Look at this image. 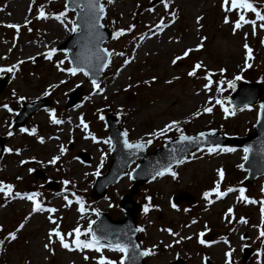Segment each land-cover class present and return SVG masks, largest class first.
I'll list each match as a JSON object with an SVG mask.
<instances>
[{
	"label": "rangeland",
	"instance_id": "obj_1",
	"mask_svg": "<svg viewBox=\"0 0 264 264\" xmlns=\"http://www.w3.org/2000/svg\"><path fill=\"white\" fill-rule=\"evenodd\" d=\"M154 1L114 0L111 4L108 0L103 1V23L112 32L130 24L134 28L104 45L110 53L116 54L110 55L98 82L104 91L93 92L91 83L85 80L82 73L71 76L57 70L55 62L64 60L65 52H55L52 61L44 59L50 48H57L71 34L50 15L54 13L52 11L58 13L64 10L63 0H0V68H10L17 61L22 62L16 64L12 71H0V78L11 74L0 93V105L7 104L11 109L0 107V137L4 139V147L13 149L12 153H2L0 181L12 184L15 192L38 193L36 199L45 208L57 210L52 215L62 233L70 232L77 224L82 229L86 228L88 220L95 222L100 213L109 214L115 220L121 219L120 198L128 193L133 184L127 173L135 168V162L126 175L107 188L103 198L93 197L91 188L97 177L104 174L112 149L104 142L107 137L100 120L104 115L102 108L107 106L108 113L121 117L120 127L127 132L129 142L147 141L151 138L149 133L173 120L187 136L219 131L225 136L238 138L251 133L256 123L258 106L232 109L229 99L234 88H228L224 83L220 85L223 91L217 92L215 81L221 79L220 68L226 69L224 80L240 75L241 79L236 83L264 77V44H261L264 30L259 27L261 22L256 21L255 35L252 34L251 24H243L233 34L231 22L237 18V12L223 11L221 0H170L169 11L160 1ZM254 1L261 9L264 0ZM41 6L48 14L46 19L36 18L37 9ZM150 8L152 11H149ZM171 10H175V19L169 24ZM261 12L264 13V7ZM225 15L229 17V23H224ZM244 15L248 20H255L250 12ZM198 16L201 17L199 23L196 20ZM66 17L73 20V13L67 11ZM25 21L28 23L25 24ZM12 24L19 25V29L7 26ZM158 24L159 28L156 27ZM201 37L206 38L203 47L196 50ZM244 43L253 50L252 55L259 58L258 61L251 57V66L246 69ZM187 48L193 51L172 64L171 60ZM124 59L130 60L126 66H122ZM197 62H201L203 67L195 76L189 77L188 71ZM68 66L66 60L60 65L62 68ZM206 71L212 73L213 80L207 91L203 88L207 82L204 78ZM152 77L156 79L153 81ZM145 80L149 83L145 84ZM77 88L82 91L80 99L73 108L65 109L69 94ZM46 91L48 95H44ZM42 97L48 99L49 107L39 109L27 119L23 128H28V131L13 129L19 104L34 102ZM216 99L223 100L225 107H229L234 114L225 117ZM208 106L212 107V112L204 113L202 109ZM197 110H201V115L194 116ZM52 116L61 123H52ZM9 131L11 136L7 135ZM181 132L172 128L164 136L153 139L146 149L154 151L168 139L180 136ZM38 138H42L43 142ZM16 149H19V154ZM233 149L232 152L217 150L211 154L207 149L199 150L172 168L177 173L175 179L166 173L139 187L133 199L142 206L146 203L151 205L148 213L145 214L142 209L137 216V227L144 229L138 232V241L142 249L154 252L146 256L145 264H170L177 259L183 260V264H204L206 259L212 264H264V237L259 235L264 230L260 213V202L264 201L262 177L259 176L253 185L244 189V196L256 203L238 200L239 185L246 175L240 170L245 154L241 149ZM80 153L89 156L86 163L81 161ZM54 156L58 157L56 162L49 163ZM22 160L24 164L20 163ZM98 166L99 174L94 175ZM29 169L32 171L29 172ZM217 169L224 172L219 190L225 191L229 187L234 190L222 198L212 193L209 199L213 203L208 204L203 193L216 186L215 182L220 179ZM35 170L43 172L45 180L35 178ZM64 180L70 183L65 185ZM25 181H29V185L23 187ZM52 182L58 184L56 189L44 188L45 184ZM181 190L195 197L193 210L186 208L185 204L172 206V196ZM0 195V240L4 241L0 245V264H97L101 253L94 250L68 251L61 248L58 241L52 245L54 251L46 250L44 244L48 243L49 229L55 226L49 222L48 214L35 213L25 221L24 217L31 211V202L15 197L14 193L8 197L2 192ZM77 196L89 209L83 216L77 211ZM151 196H154V201ZM65 197L72 200V204L68 205ZM145 197L150 199L145 200ZM229 207L233 212L226 215ZM91 209H97L98 215ZM193 220L196 222L192 223ZM21 223L24 227L17 232L16 238L7 240V233L15 231ZM164 229H171L176 235H170ZM5 231L8 232L4 234ZM201 232L203 236H199ZM198 238L204 239L205 244L198 243ZM65 239L70 241L71 237L66 236ZM245 248L251 249V254L243 262ZM257 252L260 253L259 259ZM102 254L116 261L121 255L107 248L102 249ZM84 255L89 258L85 260Z\"/></svg>",
	"mask_w": 264,
	"mask_h": 264
},
{
	"label": "snow or ice",
	"instance_id": "obj_2",
	"mask_svg": "<svg viewBox=\"0 0 264 264\" xmlns=\"http://www.w3.org/2000/svg\"><path fill=\"white\" fill-rule=\"evenodd\" d=\"M73 2L75 3L76 0H73ZM114 0H108V3L111 4L113 3ZM161 4L163 5L164 9L166 11H169V3L170 0H160ZM82 5V7H81ZM77 7H81V11L78 14V18L75 20H67L66 17V13L68 11V7H67V2L65 4V8L64 11L58 12V13H54L53 14V18L57 21H59L67 31L71 32V33H76L81 26L87 27L90 31V34L94 37L93 41H90L91 43L94 44V54L91 56V58H89L88 60H82L81 56L79 53L76 54V56L72 59H69L68 55H67V50H66V54L64 57V60L68 61L69 66L68 67H60L61 64L64 63V60L61 61H56L55 62V66L57 68L58 71L61 72H66L67 74L71 75V76H75L77 75V73H82L85 77H90L92 76V74L96 71H102L103 68L107 67L109 60L108 57L110 55H114L116 53H110L107 49L101 48L99 45L100 43H102V34L99 32V29L103 27V24L100 23L101 19L104 17L105 15V5L103 3H100L99 0H81V3L77 5ZM221 8L223 11L225 12H231L233 10H236L237 12V18L232 21V32L233 34H235L236 30L241 28L243 24H251L253 26V30H252V34L255 35L256 34V21H260L261 23L259 24V27L264 30V13H262L252 2L251 0H221ZM29 10H31V5L29 6ZM149 11H152V9L150 8ZM246 12H252L255 14V20H248L246 19L244 13ZM170 16L172 19H170L168 21V23H172L173 20L175 19V10H171L169 12ZM37 19H41V18H48V14L45 12L43 6H41L40 8L37 9ZM201 17H197V23H199ZM65 20H67V23H65ZM161 22H163V18H161ZM229 17L227 15L224 16V23H229ZM28 21H25V24H27ZM8 27L14 28V29H19V25L16 24H12V25H7ZM157 28L160 27V25H156ZM134 28V25L130 24L128 25L127 28H117L115 29V31L112 32V38L113 39H118L121 36H123L126 32H131L132 29ZM30 30V29H29ZM162 30V29H160ZM245 36H247V33H245ZM204 39H206L205 37H201V43L197 44L195 46L196 50H199L200 48L203 47V41ZM261 44H264V38L261 39ZM243 48L245 50V54H244V68H248L251 65L249 64V60L252 57V49L249 47V45L247 43H244ZM58 49L56 48H50L45 54H44V59L48 60V61H52L53 60V55L55 52H57ZM193 51L192 48H187L183 51V53L179 56L174 57L171 60L172 64H176L177 61L181 60L184 57H187L189 55V53ZM122 55V54H121ZM29 59H32V57H29ZM22 63L21 61H17L16 64H20ZM130 63L129 59H124L123 60V64L122 66H126ZM16 64L12 65L10 68H0V71H12L16 68ZM203 67V64L201 62H197L195 63L191 70L188 71L187 75L189 77L195 76L197 74V71L199 69H201ZM119 71V69L117 70ZM241 71H243V69H241ZM226 72L225 68H220L219 69V73L221 74V79L218 81H215L216 84V91L217 92H221L223 91L222 87L220 85L226 83L228 88H234L235 87V81H238L241 79L240 75H236L234 76L231 80H224L223 79V74ZM212 73L210 71H206L205 72V80L207 81L204 85L203 88L207 91L210 90L211 85L213 84V80L211 79ZM156 78L152 77V80L154 81ZM173 79H178V77H173ZM61 83H63V81H61ZM145 84H148L149 81L145 80L144 81ZM167 83H171V81H167ZM91 86H92V90L93 92L99 91V92H103L104 89L101 88L97 82V80L95 78L91 79ZM49 87H55V85H50ZM127 90V89H125ZM13 95H15V92H13ZM44 95H48V92L46 91L44 93ZM18 99L23 100L24 97H19ZM87 99V97H86ZM216 104L220 105L223 113L225 115V117L233 115L234 113L231 112L229 110V107H225L224 105V101L220 100V99H216ZM0 107H3L5 109H8L9 111H11V109H9L7 104L4 105H0ZM245 108H249L250 109V105L249 104H245L244 105ZM202 111L204 113H211L212 112V107L208 106V107H204L202 109ZM194 116H199L201 115V110H197L194 114ZM52 119V123L54 124H59L61 123L60 120L55 119L54 116L51 117ZM100 119H103V117L101 116ZM257 119L258 121L261 119H264V103H261L259 105V110L257 112ZM81 124H84V121L81 120ZM85 127H87V125H85ZM172 128H175L177 132H181L180 128L178 127V122L173 120L168 124H165L163 128L158 129L152 133H149L148 135L151 137L150 139H148L147 141L144 140H137L135 142H129V140L126 138L127 137V132H121L120 135L122 137H125V139L123 140V147L125 149L128 150H140L143 147H145L148 144L152 143V140L155 139L157 136H164L165 133L169 130H171ZM21 132H26L28 131L27 129L21 128L20 129ZM32 132H35V129L32 130ZM8 136L12 135V132L9 131L7 133ZM199 136L201 138H203L205 136V133L201 132L199 133ZM42 141V138H38ZM95 139V138H93ZM193 137L191 136H186L184 135L182 132L180 134V140L182 141H189L192 142L193 141ZM105 143L109 144V146L111 147L112 141L111 140H105ZM199 151V148L197 149ZM217 150H219L220 152H232L234 151L233 148L227 147V148H222L220 147L219 144H216L215 146H213L212 144H209L207 147V151L209 154L216 152ZM17 154H19V149L15 150ZM250 149L248 147H245L243 149L244 152V159L248 158V153H249ZM13 149L9 148V147H4L3 148V153H12ZM63 152V149H61V153ZM58 159V157L54 156L52 157L51 161H49V163H55L56 160ZM101 161H103V154L101 155ZM184 160L182 159H172V163L175 164H181L183 163ZM21 164H24L25 161H20ZM172 163H169L166 167H161L159 169L154 170V174H153V179H155L156 177H162L164 176L166 173L170 174L172 176L173 179L176 178L177 173L175 171L172 170ZM32 169H29V172H31ZM136 170L133 169V172H135ZM217 175L220 179H218L215 182V187H213L210 191H205L203 193V198L207 201L208 204L213 203V201L211 199H209V197L211 196L212 193H215L217 198H222L224 197L228 192L233 191L234 189L229 187L228 189H226L225 191H220L219 190V186H220V181L223 179L224 176V172L222 169H217ZM99 174V166L97 167V171L94 173V175H98ZM128 178L131 180L133 178V173H127ZM17 179L19 180L20 177H17ZM70 182L68 180H64L63 184L68 185ZM13 185L12 184H7L3 181H0V192H3V195L5 197L8 196H12L13 195ZM240 195L237 197L238 200H243L245 203H256L255 200H250L248 197L244 196V189L240 188L239 189ZM261 192L264 193V186L261 187ZM15 197H18L20 199H25L31 202V211L28 213L27 216L24 217V220H28L33 214L35 213H47L48 214V220L50 223L55 224L54 227L49 229L48 232V243L44 244V248L50 252L54 251V249L52 248V245L54 242L58 241L59 245L61 248L66 249L68 251H83L85 249L88 250H94L96 253H101L99 255V257L97 258V264H135V260L137 258V256L139 257H144V256H149V255H153L154 252L152 251V249H138V246L133 247V255L131 256V258L129 259L128 257V253L130 251V246L128 243H123L120 241H112L110 239H108L105 235L102 234H97L95 232H93L92 229V225L94 223V221L92 220H88V226L86 228H81L79 224H77V226L75 228H73L70 232L68 233H62L60 230V226L59 224L56 222L55 217L52 215L53 213H55L57 210L53 207H47L45 208L40 202H38V200L36 199V197L39 195L38 193H34V192H30V193H20V192H15L14 193ZM149 197H145V200H149ZM76 203L79 205V207L77 208V211L81 214V216H83L84 213L88 212L89 209L84 207L83 201L80 197H76L75 198ZM65 201L68 205L72 204V200H69L67 197H65ZM111 207V205H109ZM173 207H175V205H172ZM151 205L150 204H145L143 206V212L146 214L149 212ZM91 212L96 213L98 215V210L97 209H91ZM233 212V209L231 207H229L227 209V213L231 214ZM260 213H261V222L264 223V201L260 202ZM241 220L243 221V218H241ZM196 221L193 220L192 223H195ZM24 227L23 223H21L20 225L17 226L15 231H11L7 233V240H14L16 238V234L17 232L20 231V229H22ZM135 231L137 232H142L144 231L143 228L141 227H137L135 229ZM164 231L169 232L170 235L175 236L176 233H173L171 231V229H164ZM82 235H86L85 239H81L80 237ZM260 237H264V230L260 231L259 233ZM71 237V240L68 241L65 239V237ZM199 236H203V232L199 233ZM191 237H181V239H190ZM107 241V242H105ZM4 243L3 240H0V245H2ZM174 243H179V241H174ZM198 243L200 244H205V240L204 239H199L198 238ZM225 243H227V241L225 240ZM262 243H264V240H262ZM165 247H171V245H165ZM107 248L110 251H115L120 253V257L119 260H112L109 259L107 257H105L102 254V249ZM152 248H155V245L152 246ZM225 255L227 256L228 253H225ZM260 253L257 252V257L259 259ZM85 260H87L89 257L87 255H84L83 257Z\"/></svg>",
	"mask_w": 264,
	"mask_h": 264
},
{
	"label": "water",
	"instance_id": "obj_3",
	"mask_svg": "<svg viewBox=\"0 0 264 264\" xmlns=\"http://www.w3.org/2000/svg\"><path fill=\"white\" fill-rule=\"evenodd\" d=\"M65 1L67 2L68 10L74 11L76 14L74 20L77 19L82 7V5L81 7H77V5L81 3V0H76L75 3L73 0ZM99 2L101 3L102 0H99ZM99 32L102 34V43L99 45L102 48L103 43L111 39V33L105 26L100 28ZM93 39L94 37L90 34L89 29L81 26L76 33L71 34L68 40L63 43L59 49L65 51L67 50L69 59L74 58L76 54L79 53L81 59L86 61L94 54V44L90 42L93 41ZM105 68H103L102 71L94 72L90 77H86V80L91 82V79L95 78L97 82H99ZM9 77L10 75L0 80V92L6 86ZM80 95V89L71 94L66 107H72L78 101ZM261 96H263V98L258 101ZM256 102H259V105L264 103V88L259 82L252 84L239 83L230 99V105L234 108H241L245 104L250 105ZM46 105L47 103L45 99L24 104L21 112L18 114L13 123L14 127L17 128L23 126L29 115L38 110L40 107ZM104 121L108 130L109 140L112 141L113 149L111 161L106 173L103 176L98 177L92 186L94 197L99 199L103 198L108 186L114 185L122 176H124L129 166L135 160L138 158H141V160L137 163V168H135L136 171H132V180L134 183L131 186L129 193L120 200V208L123 211V218L121 220H112L108 214L102 213L99 215L98 220L94 224L93 232L105 235L112 241L118 240L123 243H128L130 246V251L128 253L129 259L133 255V247L138 246V249H141L137 240V231H135V214L141 211L142 207L132 200V196L136 193L141 184L153 179L154 170L166 167L169 163H172L173 158L184 159L187 155L191 154L198 148L208 147L209 144H212L213 146L216 144L225 146L231 143L236 147L243 149L248 147L250 149L247 154L248 158L242 165V170L248 172L247 177L243 182L244 187L251 184L258 175L264 176V119L259 121L257 119L256 125L254 126V132L244 138H226L219 132H207L203 138L199 135L191 136L194 138L192 142L182 141L180 138L171 140L154 152H147L145 147L138 151L125 149L123 147V140L125 137L120 135L122 131L119 127L118 118L112 115H107L105 116ZM3 147V138L0 137V156L3 152ZM82 159L85 161L88 160L86 156H82ZM174 165L175 163H172V166ZM35 176L36 178H45L44 174L40 172H35ZM45 187H56V184H47ZM172 201L174 204L193 203L194 198L188 193L180 192L172 198ZM246 251L245 259L250 254L249 250ZM144 257L137 256L135 264H144ZM170 264H183V261L178 259ZM205 264L211 263L206 261Z\"/></svg>",
	"mask_w": 264,
	"mask_h": 264
},
{
	"label": "trees",
	"instance_id": "obj_4",
	"mask_svg": "<svg viewBox=\"0 0 264 264\" xmlns=\"http://www.w3.org/2000/svg\"><path fill=\"white\" fill-rule=\"evenodd\" d=\"M251 2H252L253 4L255 3V2H253V0H251ZM254 5H255V4H254ZM255 6H256V5H255ZM256 7L261 11L262 8L264 7V4H263V6H262L261 9H260L258 6H256ZM262 79H263V78H262ZM262 79H261V80H262ZM259 80H260V79H259ZM104 111H108V107H105V108H104ZM26 184L29 185L28 182H26L25 184H23V187H26V186H27ZM151 200L154 201V196H151Z\"/></svg>",
	"mask_w": 264,
	"mask_h": 264
},
{
	"label": "bare ground",
	"instance_id": "obj_5",
	"mask_svg": "<svg viewBox=\"0 0 264 264\" xmlns=\"http://www.w3.org/2000/svg\"><path fill=\"white\" fill-rule=\"evenodd\" d=\"M29 1H31V0H29ZM143 50H144V49H143ZM143 50H142V51H143ZM142 51H141V52H142ZM143 52H144V51H143Z\"/></svg>",
	"mask_w": 264,
	"mask_h": 264
}]
</instances>
